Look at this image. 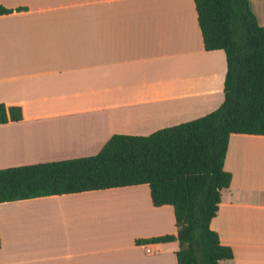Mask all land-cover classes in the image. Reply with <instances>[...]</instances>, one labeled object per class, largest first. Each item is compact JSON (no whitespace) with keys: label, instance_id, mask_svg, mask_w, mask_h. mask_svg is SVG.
<instances>
[{"label":"crops","instance_id":"obj_1","mask_svg":"<svg viewBox=\"0 0 264 264\" xmlns=\"http://www.w3.org/2000/svg\"><path fill=\"white\" fill-rule=\"evenodd\" d=\"M0 169L97 154L217 109L227 56L206 50L194 0H0ZM264 25V0H250ZM211 227L233 257L264 264V134L233 133ZM173 207L148 184L0 203V264H179Z\"/></svg>","mask_w":264,"mask_h":264},{"label":"trees","instance_id":"obj_2","mask_svg":"<svg viewBox=\"0 0 264 264\" xmlns=\"http://www.w3.org/2000/svg\"><path fill=\"white\" fill-rule=\"evenodd\" d=\"M194 2L205 49L227 56L222 104L149 135L114 134L95 155L2 168L0 203L148 184L154 206L173 207L176 232L138 242L178 240L179 264L233 257L211 221L232 179L225 169L231 134H264V25L250 0ZM15 10L23 8L0 2V15ZM23 118L22 106L0 103V124Z\"/></svg>","mask_w":264,"mask_h":264}]
</instances>
